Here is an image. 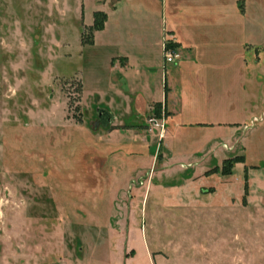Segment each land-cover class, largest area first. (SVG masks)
Listing matches in <instances>:
<instances>
[{"label": "rangeland", "instance_id": "rangeland-1", "mask_svg": "<svg viewBox=\"0 0 264 264\" xmlns=\"http://www.w3.org/2000/svg\"><path fill=\"white\" fill-rule=\"evenodd\" d=\"M0 264H264V0H0Z\"/></svg>", "mask_w": 264, "mask_h": 264}, {"label": "crops", "instance_id": "crops-1", "mask_svg": "<svg viewBox=\"0 0 264 264\" xmlns=\"http://www.w3.org/2000/svg\"><path fill=\"white\" fill-rule=\"evenodd\" d=\"M116 9H112L111 11L116 10ZM108 12L109 11H107V14L109 17ZM102 30L97 31L94 43L91 44L92 46L95 45L96 42L98 41L97 34H99ZM169 31H174V30L172 28H170ZM173 35H174V33L172 32L170 36H173ZM182 47H183V45H182ZM184 48L187 49L189 53L194 52V49L191 48V45L186 46ZM162 50L164 52V41L162 43ZM109 60H110L111 70L116 69L117 71H119L121 73H125V74L128 72L130 76H127L128 83L126 85L124 84L125 88L122 90L117 89V88L112 87V86L105 88L107 103L113 104L112 106H115L116 108L121 109V110L125 109V108H131L134 103H136L138 100L142 99V90H141L142 88L137 87L138 86L137 84H140L142 86H146L145 84H147L146 89H147L148 93H151V96L150 97L145 96L146 97V103H147V105H146L147 109L144 112V117H146L147 115H149L151 113L152 108L154 106L153 104L163 103L165 105V107L167 108L168 112H171V117L169 119V128H170V134H171L170 138H172V135H173L172 133H174V131H173V127L171 126L173 123H171V122L173 121V119H177V117L180 115V112L178 111L179 108L177 105V103H178L177 96L174 98L170 97V99H169V92L171 93L172 89L170 88V86L168 84L167 75H164L165 78H162L163 86L161 89L160 97L155 98L154 96H152L153 92H152V88H151V84L149 82V79L147 82H145V81L140 82V80H138L136 77H133L132 71H134L133 69H135L134 67L136 66V64H139V63H136V54L132 55L130 53L128 54V53H124L123 51H121L120 53H117V54L112 53ZM140 65H141V63H140ZM142 77H143V75H142ZM99 109H101V108H99ZM102 109L108 110V112L111 114V119H110L109 124L107 126H103V127H109L110 125L120 124V125L124 126V127H122V128H124V130H128V132H129V131L135 130L134 125H139L138 121L135 123H130V124L123 123L122 121H120L118 115L116 113H114L112 111V109H110V107H108V105H106L105 108H102ZM98 117H99V113H98ZM100 124L101 123H99V125ZM132 126H134V127H132ZM174 126H176V124H174ZM176 127H178V125ZM179 127H180V125H179ZM122 128H119V129H122ZM149 254L151 255L150 250H149Z\"/></svg>", "mask_w": 264, "mask_h": 264}, {"label": "built area", "instance_id": "built-area-1", "mask_svg": "<svg viewBox=\"0 0 264 264\" xmlns=\"http://www.w3.org/2000/svg\"><path fill=\"white\" fill-rule=\"evenodd\" d=\"M164 54H165L166 62H168V63L176 62L181 57V55L176 51L175 48H172V47H170V46H168L166 44L164 45ZM256 120H257V118L255 117L254 121H256ZM151 124L159 125L160 123L158 121V118H152Z\"/></svg>", "mask_w": 264, "mask_h": 264}, {"label": "trees", "instance_id": "trees-1", "mask_svg": "<svg viewBox=\"0 0 264 264\" xmlns=\"http://www.w3.org/2000/svg\"><path fill=\"white\" fill-rule=\"evenodd\" d=\"M95 15H96V20L94 22V28L96 30H102L105 26V21L107 20L108 16L106 13L100 12V11L96 12ZM238 161H240V160L238 159ZM225 174H227V173L225 172Z\"/></svg>", "mask_w": 264, "mask_h": 264}, {"label": "water", "instance_id": "water-1", "mask_svg": "<svg viewBox=\"0 0 264 264\" xmlns=\"http://www.w3.org/2000/svg\"><path fill=\"white\" fill-rule=\"evenodd\" d=\"M99 113V120L97 122V125L101 123L103 126H107L111 119V114L106 109H98Z\"/></svg>", "mask_w": 264, "mask_h": 264}]
</instances>
